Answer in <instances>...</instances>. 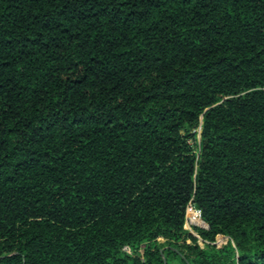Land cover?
Listing matches in <instances>:
<instances>
[{
    "label": "trees",
    "instance_id": "obj_1",
    "mask_svg": "<svg viewBox=\"0 0 264 264\" xmlns=\"http://www.w3.org/2000/svg\"><path fill=\"white\" fill-rule=\"evenodd\" d=\"M172 258L264 264V0H0V264Z\"/></svg>",
    "mask_w": 264,
    "mask_h": 264
},
{
    "label": "built area",
    "instance_id": "obj_2",
    "mask_svg": "<svg viewBox=\"0 0 264 264\" xmlns=\"http://www.w3.org/2000/svg\"><path fill=\"white\" fill-rule=\"evenodd\" d=\"M186 226L189 229L188 232L191 233L195 237H197V235L193 231L195 227L206 228V225L201 220V215H200L199 210L191 203L187 205L186 211H185L184 229L186 228ZM123 251L126 252L127 254H131V251L128 247H124Z\"/></svg>",
    "mask_w": 264,
    "mask_h": 264
},
{
    "label": "rangeland",
    "instance_id": "obj_3",
    "mask_svg": "<svg viewBox=\"0 0 264 264\" xmlns=\"http://www.w3.org/2000/svg\"><path fill=\"white\" fill-rule=\"evenodd\" d=\"M197 132H199V131H197ZM199 134V133H198ZM198 134H197V141L194 143H192V146H193V149H194V151H195V153H198V143H199V141H198ZM187 231H189V229H188V227L186 226V228H185ZM192 231V230H191ZM223 241H225V238H220L219 240H217L216 241V244H221ZM198 244L200 245V246H202V242L201 241H198ZM167 264H183L182 262H181V260L180 259H178V258H172V259H170L169 261H168V263Z\"/></svg>",
    "mask_w": 264,
    "mask_h": 264
},
{
    "label": "water",
    "instance_id": "obj_4",
    "mask_svg": "<svg viewBox=\"0 0 264 264\" xmlns=\"http://www.w3.org/2000/svg\"><path fill=\"white\" fill-rule=\"evenodd\" d=\"M164 264H166V262L164 261Z\"/></svg>",
    "mask_w": 264,
    "mask_h": 264
}]
</instances>
